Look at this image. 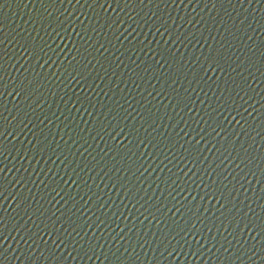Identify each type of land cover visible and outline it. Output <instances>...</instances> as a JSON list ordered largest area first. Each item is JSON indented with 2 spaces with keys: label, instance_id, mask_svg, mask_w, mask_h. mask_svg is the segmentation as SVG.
Returning <instances> with one entry per match:
<instances>
[{
  "label": "water",
  "instance_id": "water-1",
  "mask_svg": "<svg viewBox=\"0 0 264 264\" xmlns=\"http://www.w3.org/2000/svg\"><path fill=\"white\" fill-rule=\"evenodd\" d=\"M0 264H264V0H0Z\"/></svg>",
  "mask_w": 264,
  "mask_h": 264
}]
</instances>
